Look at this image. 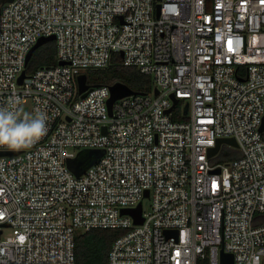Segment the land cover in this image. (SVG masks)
Returning a JSON list of instances; mask_svg holds the SVG:
<instances>
[{
    "label": "built area",
    "instance_id": "2783aa9c",
    "mask_svg": "<svg viewBox=\"0 0 264 264\" xmlns=\"http://www.w3.org/2000/svg\"><path fill=\"white\" fill-rule=\"evenodd\" d=\"M49 35L58 64L28 73ZM116 54L154 87L110 114L111 84L81 94L78 76ZM28 102L48 131L0 145V264H75L76 234L97 227L126 230L109 264H221L222 250L264 264V0L0 2V107L23 117ZM221 137L238 146L209 157ZM96 150L82 174L69 167ZM139 204L135 223L122 210Z\"/></svg>",
    "mask_w": 264,
    "mask_h": 264
},
{
    "label": "trees",
    "instance_id": "16d2710c",
    "mask_svg": "<svg viewBox=\"0 0 264 264\" xmlns=\"http://www.w3.org/2000/svg\"><path fill=\"white\" fill-rule=\"evenodd\" d=\"M58 64L55 40H47L37 47L32 54L26 71L32 73L42 66ZM87 83L90 86L101 84H114L121 82L131 87L135 92H148L154 87L150 75L141 72L135 66H126L122 63L121 56L116 54L113 62L106 68L88 69L85 71ZM237 149L225 148V160L238 157ZM126 230L123 228H91L79 231L75 242V264H109V251L113 241Z\"/></svg>",
    "mask_w": 264,
    "mask_h": 264
},
{
    "label": "water",
    "instance_id": "95a60500",
    "mask_svg": "<svg viewBox=\"0 0 264 264\" xmlns=\"http://www.w3.org/2000/svg\"><path fill=\"white\" fill-rule=\"evenodd\" d=\"M5 1H11V0H0V2H5ZM157 8H158L157 12L159 15V13H160V5L159 4L157 5ZM54 38H55V35H49V36H44V37L39 38V40L30 49V51L27 55V62L30 60L32 54L34 53V51L37 47H39L41 44H43L47 40H54ZM59 63L64 64L65 61L61 60V61H59ZM25 75H26V71H23L21 76L19 77V82H21L23 80ZM78 83H79V92L81 94H83L89 88V84L87 83V75L85 73H82L78 76ZM110 89H111V96L108 100V107H109L110 114H112L113 103L116 99H119L121 97L135 93V91L131 87H129L128 85L121 83V82H116L114 84H111ZM155 92L158 93L157 88H155ZM171 97L173 99V105L168 109V112H170L173 109V107L175 106V104H177V102L179 101V98L176 97L175 94H171ZM188 109H189V104L186 103L185 114L188 113ZM261 129L264 131V121H263ZM104 131H105V129H104ZM223 142H226V143L233 145V146H238L237 141L233 137L218 138L216 146L211 147L209 149V154H208L209 157L213 156L214 154H216L219 151L221 144ZM1 153L5 154V153H9V152H1ZM99 156H101V152L98 150L89 151V152L81 151L75 158H71L69 160V167L77 175H80L87 169L88 166H90L93 162H95ZM217 170L219 171V168H217ZM147 193L148 192H146V194ZM141 208H142V205L139 204V206H137L135 208L123 209L122 213L131 214L134 218L135 223H141L142 222V217L140 216ZM165 232L167 235H170L173 233L175 235H177V230L168 229ZM221 264H236L234 261L233 254L228 253V252H224L222 250V252H221Z\"/></svg>",
    "mask_w": 264,
    "mask_h": 264
},
{
    "label": "clouds",
    "instance_id": "9594fccd",
    "mask_svg": "<svg viewBox=\"0 0 264 264\" xmlns=\"http://www.w3.org/2000/svg\"><path fill=\"white\" fill-rule=\"evenodd\" d=\"M47 117L43 113L34 116L25 114L21 118L17 111L0 107V145L13 149L31 147L46 135Z\"/></svg>",
    "mask_w": 264,
    "mask_h": 264
},
{
    "label": "rangeland",
    "instance_id": "374dc122",
    "mask_svg": "<svg viewBox=\"0 0 264 264\" xmlns=\"http://www.w3.org/2000/svg\"><path fill=\"white\" fill-rule=\"evenodd\" d=\"M22 114H23V115H25V114H30V115H32L31 104H30V102L26 103V104L23 106ZM149 205H150V200L147 198V199H145V201H144V207H145V209H149ZM6 232H7V233H10V232H11V229H10V228H7V229H6Z\"/></svg>",
    "mask_w": 264,
    "mask_h": 264
}]
</instances>
